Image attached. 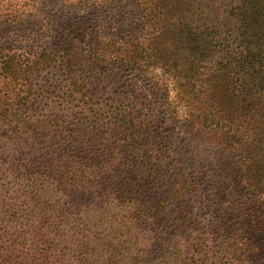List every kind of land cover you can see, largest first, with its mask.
Returning <instances> with one entry per match:
<instances>
[{
	"label": "trees",
	"instance_id": "1",
	"mask_svg": "<svg viewBox=\"0 0 264 264\" xmlns=\"http://www.w3.org/2000/svg\"><path fill=\"white\" fill-rule=\"evenodd\" d=\"M3 1L0 264H92L84 233L101 228L105 220L111 234L100 247L103 264H196L208 252L209 238L226 263L249 264L257 247L249 233L230 224L232 213L220 207L226 201L219 193L213 203L205 198L210 237L200 214H194L198 189L184 171L173 169L176 159L163 163L154 157L153 136L136 112L118 109L108 125L102 117L55 114L32 122L28 112L46 71L58 75L71 101L86 107L98 100L92 91L96 84L120 74L133 76L185 138L188 153L205 155L208 147L216 152L233 193L243 201L245 209L239 210H246L242 216L248 228L258 231L264 225V0H126L123 8H98L91 1L86 9L97 11L93 23L69 22L50 34L31 19L21 20L23 12L4 7ZM75 2L64 9L87 6L83 0ZM100 17L124 34H109ZM146 27L155 30L147 44L135 33ZM44 34L49 43L38 52L35 43ZM23 37L31 40L25 45L28 51H11L12 40ZM169 83L184 109L180 114L171 105ZM82 146L86 148L76 149ZM112 158L119 161L116 168ZM169 172L175 179L167 191L159 197L144 194L158 188ZM12 185L36 196L33 209H22L25 203L5 195ZM81 185L86 191L96 189L97 204L87 207L71 198ZM254 207L260 212L257 219ZM26 227L33 234L24 235ZM233 232L242 233L235 238ZM137 248L141 257L138 252L132 257Z\"/></svg>",
	"mask_w": 264,
	"mask_h": 264
},
{
	"label": "rangeland",
	"instance_id": "2",
	"mask_svg": "<svg viewBox=\"0 0 264 264\" xmlns=\"http://www.w3.org/2000/svg\"><path fill=\"white\" fill-rule=\"evenodd\" d=\"M85 8H72L69 12V8L65 10V5L69 2L76 3L75 0H4L3 6H11L14 10H18V12H23V18H20L24 22H27L29 19L33 21L38 28L43 29L44 33L50 34V30H55L59 25L66 26L70 22H85V23H93L90 20L96 17L97 11H93L91 9H86L92 5L91 1H94V4H100L98 8L102 6L110 7L113 4L117 5V7H125L124 3L126 0H123V4H120L116 0H83ZM86 1V2H85ZM105 1V2H103ZM114 1V2H113ZM117 3V4H115ZM79 7V6H78ZM82 7V6H81ZM65 11V12H64ZM109 12V9L106 10ZM100 23L103 24L104 30L109 34H115L118 37H121L124 32L123 29H112V26L107 25V21L103 20L102 17L99 18ZM153 27H146L145 30L141 32H135L140 36L141 41L146 44L152 41V35L155 33ZM47 29L49 31L47 32ZM112 29V30H111ZM47 34H44V39H39L35 45L36 48L43 47L42 44L47 43L48 40L46 37ZM54 36L53 34H51ZM31 36L30 38H32ZM28 39V38H27ZM50 39V38H49ZM31 40L26 38H21L18 41L12 40V44L14 49L11 51L17 52L20 54H25V51H28V48H25L27 42ZM53 42V41H51ZM20 47V49H18ZM43 78L39 83L38 93L33 96L35 101L31 102L32 110L28 112V118L30 121H36L44 118H48L51 115H60V116H68L71 119L74 118H83L86 117L90 120H93L98 117L103 118V123L108 125L111 121V114H114L118 109H129L133 112H136L138 115L142 126L146 129H149L148 134L153 136V141L151 142L150 148L154 151V157L163 160V163L166 159H169L173 162V169L182 170L186 174L189 179H191L194 186L199 191L198 203L195 204L194 214H200L201 221L203 224L208 227V233L211 236L213 230L211 225V218L209 216L208 208H206V197L211 199L212 203L214 202V195L219 193V197L226 201L225 205H221V208H224L225 213H232V218L230 224L234 225L233 228L238 229L241 228L242 231L249 233L251 238L253 239V243L257 247L255 251L252 252V257H250L249 264H264V225L261 223V227L259 226L258 231H254L248 228V224L246 223V218L242 215L246 210L240 211L239 208H243L244 205L242 200L238 202L237 199H240L235 193H233V186L230 184V179L226 178L227 171L224 170V167H221L218 162H216L214 151L210 150V148H205L202 152L205 153L199 156L194 157L192 153H188L186 151V140L185 138L178 133L177 130L173 129V126L170 122H167L158 108L154 98L148 93L146 87L141 81L134 78L130 75L120 74L118 77H113L106 83H98L93 87V94L97 97L98 100L94 102V104H88L86 107L83 104H80L78 101H71L70 98L64 93L66 91L65 84L61 82V79H58V75H55L54 71H46L43 74ZM56 85L57 90H55L52 86ZM169 99L171 105L178 106V112H182L184 109L182 105H178L177 100L174 97V93L172 91L173 87L169 83ZM94 97V98H95ZM180 107V109H179ZM46 120V119H45ZM47 131L52 130L50 127L45 128ZM51 132V131H50ZM54 133H49L50 136H53ZM85 146L76 148L78 151L85 149ZM119 161L116 159H111L110 164L112 168H116ZM206 163V164H205ZM207 166V167H206ZM175 167V168H174ZM111 168V170H112ZM206 177V178H205ZM140 179H142L140 177ZM175 179L173 174L169 172V175L164 182L160 184L159 187L153 190L152 192L145 191V195H153L155 197L161 196L167 189L170 188L172 181ZM228 179V180H227ZM8 182V181H6ZM210 186V187H207ZM220 187V190H215V188ZM21 188L18 185L8 186V191H6L5 195L12 201L13 199H19V203H25V206L22 209H33L32 207V199H34L33 193L25 192L22 194V191L18 190ZM226 190V192L221 193L222 190ZM18 190L17 192H15ZM94 190H84L82 185L79 187L74 193H71V198H73L76 202L83 204L84 206L91 207V205L97 204L99 202L98 196L94 194ZM220 191V192H219ZM12 197V199H11ZM21 197V199L19 198ZM204 197V200H203ZM61 200V197L59 198ZM20 207V206H19ZM230 207L231 209H228ZM17 209V208H16ZM245 209V208H243ZM18 210V209H17ZM19 211V210H18ZM132 212V211H131ZM130 212V214H131ZM254 216L253 219H257L256 216H260V212L254 207ZM126 214L127 219L132 218L133 215ZM245 216V215H244ZM22 221V220H21ZM260 221H262L260 219ZM26 221H24L25 223ZM104 226L101 228L98 226L97 229L92 231H87L84 233L88 238V243L90 244L89 252L92 255L90 262L92 264H103L105 256H102L100 247L105 244V240L108 239L111 234L110 230V222L108 220L104 221ZM18 229V227H16ZM25 228L24 235H31L33 232L26 231ZM234 231V230H233ZM241 231V230H239ZM138 232L139 238H143L144 233H141L140 229L135 230ZM234 233V232H233ZM239 232L237 234H231L232 236L239 237ZM194 237L197 234H193ZM140 239V240H141ZM210 242L208 243V252L206 255L200 257L201 261H198L196 264H228L226 263L225 256L222 255L220 248L216 246L215 242H211L214 238H209ZM142 243L146 241L144 238L141 240ZM235 244L237 241H233ZM181 242L178 241V245ZM140 248H143V245L140 244ZM94 249V250H91ZM15 251V252H14ZM12 252L14 256H16V249ZM137 252L139 257H141L139 253V249L133 250V255L137 257ZM15 253V254H14ZM95 258H94V255ZM191 257V256H190Z\"/></svg>",
	"mask_w": 264,
	"mask_h": 264
}]
</instances>
